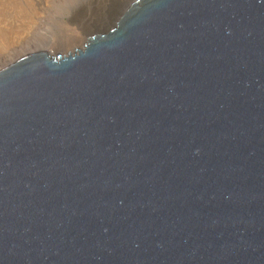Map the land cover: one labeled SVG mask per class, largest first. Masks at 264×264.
Returning <instances> with one entry per match:
<instances>
[{"label":"water","instance_id":"1","mask_svg":"<svg viewBox=\"0 0 264 264\" xmlns=\"http://www.w3.org/2000/svg\"><path fill=\"white\" fill-rule=\"evenodd\" d=\"M0 264H264V0H135L0 68Z\"/></svg>","mask_w":264,"mask_h":264},{"label":"rangeland","instance_id":"2","mask_svg":"<svg viewBox=\"0 0 264 264\" xmlns=\"http://www.w3.org/2000/svg\"><path fill=\"white\" fill-rule=\"evenodd\" d=\"M134 1L0 0V68L39 46L53 55L75 52L115 26Z\"/></svg>","mask_w":264,"mask_h":264},{"label":"bare ground","instance_id":"3","mask_svg":"<svg viewBox=\"0 0 264 264\" xmlns=\"http://www.w3.org/2000/svg\"><path fill=\"white\" fill-rule=\"evenodd\" d=\"M56 16V15H55ZM40 33H41V31H40ZM42 34V33H41ZM39 35V34H38ZM40 37V36H39ZM40 38H42V37H40ZM34 42V41H33ZM28 43V42H27ZM22 45V44H21ZM17 51H18V49H16ZM33 50V49H32ZM37 51H43L42 50V47L41 46H39V47H37V49H36ZM14 51V50H13ZM30 51V50H29ZM21 52V51H20ZM12 53V52H11Z\"/></svg>","mask_w":264,"mask_h":264}]
</instances>
